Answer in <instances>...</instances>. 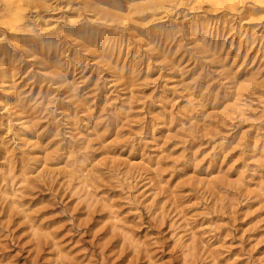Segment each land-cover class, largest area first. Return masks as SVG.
I'll use <instances>...</instances> for the list:
<instances>
[{
	"label": "rangeland",
	"instance_id": "1",
	"mask_svg": "<svg viewBox=\"0 0 264 264\" xmlns=\"http://www.w3.org/2000/svg\"><path fill=\"white\" fill-rule=\"evenodd\" d=\"M0 264H264V0H0Z\"/></svg>",
	"mask_w": 264,
	"mask_h": 264
},
{
	"label": "bare ground",
	"instance_id": "2",
	"mask_svg": "<svg viewBox=\"0 0 264 264\" xmlns=\"http://www.w3.org/2000/svg\"><path fill=\"white\" fill-rule=\"evenodd\" d=\"M212 1L215 2V3L221 2V0H212Z\"/></svg>",
	"mask_w": 264,
	"mask_h": 264
}]
</instances>
